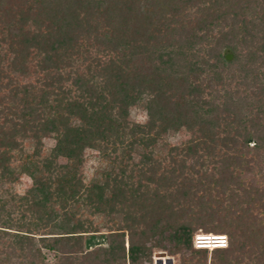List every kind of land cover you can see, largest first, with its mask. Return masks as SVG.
I'll return each mask as SVG.
<instances>
[{"label":"trees","instance_id":"16d2710c","mask_svg":"<svg viewBox=\"0 0 264 264\" xmlns=\"http://www.w3.org/2000/svg\"><path fill=\"white\" fill-rule=\"evenodd\" d=\"M0 188V264H264V0H0Z\"/></svg>","mask_w":264,"mask_h":264},{"label":"rangeland","instance_id":"374dc122","mask_svg":"<svg viewBox=\"0 0 264 264\" xmlns=\"http://www.w3.org/2000/svg\"><path fill=\"white\" fill-rule=\"evenodd\" d=\"M129 120H134L137 122L143 123L146 120V112L143 111L140 107L138 106H131L129 108ZM166 143L169 145H179L183 142H186V140L189 138V133L188 131H179L175 133H169L165 137ZM17 139H21L20 136L17 137ZM42 153L46 152L49 150L55 143V140L50 137H46L42 139ZM24 147L27 149L28 152H30L33 147L31 143L27 141L22 142ZM164 150H167L164 148ZM163 151V150H162ZM22 161L20 158H14L12 164L15 167H18L20 164H22ZM58 161L60 163H63L65 159L63 157H59ZM106 160L104 161L99 153L96 150L93 149H87L84 152V162H83V171H84V180L85 182H88L90 179H92L95 174L97 173L98 170H101L105 168L106 166ZM32 185V180L31 178L26 175L25 173L19 174L12 183H6L4 184V187L8 188L9 194L6 193L5 197H10L13 194H23L25 191ZM3 188H0V193ZM85 215L89 214L87 212H84ZM90 217V216H89ZM97 223H105L107 217H100L95 219ZM108 224V221H107ZM111 224V223H109ZM193 239V237H192ZM163 243L165 244L166 248L161 249L160 252H164L163 255L161 256H156V253H159V251H154L152 254V262L151 264H195L196 261H199L200 259L198 257L200 256H193L190 250L182 249V250H176L175 252H172L174 249L173 242L170 240H163ZM125 247H126V242H125ZM127 248V247H126ZM208 251H211L208 249ZM47 257L49 260L52 259V253H47ZM170 260L171 262L168 263L167 261ZM212 261V255L210 252H208L206 258H205V263L204 264H211ZM142 264H148V262L144 261Z\"/></svg>","mask_w":264,"mask_h":264},{"label":"built area","instance_id":"2783aa9c","mask_svg":"<svg viewBox=\"0 0 264 264\" xmlns=\"http://www.w3.org/2000/svg\"><path fill=\"white\" fill-rule=\"evenodd\" d=\"M193 245L197 248H207L209 250L215 247L226 246V236L224 234L195 233L192 239Z\"/></svg>","mask_w":264,"mask_h":264},{"label":"water","instance_id":"95a60500","mask_svg":"<svg viewBox=\"0 0 264 264\" xmlns=\"http://www.w3.org/2000/svg\"><path fill=\"white\" fill-rule=\"evenodd\" d=\"M230 57H231V55H228V56H227V58H230ZM163 254H164V252H159V253H156V256H161V255H163ZM167 262L170 263L171 261L168 260Z\"/></svg>","mask_w":264,"mask_h":264},{"label":"bare ground","instance_id":"6f19581e","mask_svg":"<svg viewBox=\"0 0 264 264\" xmlns=\"http://www.w3.org/2000/svg\"><path fill=\"white\" fill-rule=\"evenodd\" d=\"M166 264V263H165Z\"/></svg>","mask_w":264,"mask_h":264}]
</instances>
